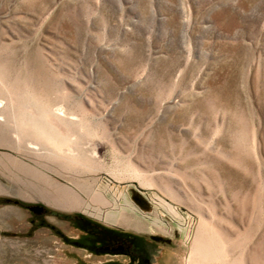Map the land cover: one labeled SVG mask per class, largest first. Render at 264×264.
<instances>
[{
  "label": "rangeland",
  "instance_id": "obj_1",
  "mask_svg": "<svg viewBox=\"0 0 264 264\" xmlns=\"http://www.w3.org/2000/svg\"><path fill=\"white\" fill-rule=\"evenodd\" d=\"M6 158L91 208L0 169V264L88 261L77 218L154 264H264V0H0Z\"/></svg>",
  "mask_w": 264,
  "mask_h": 264
},
{
  "label": "flooded vegetation",
  "instance_id": "obj_2",
  "mask_svg": "<svg viewBox=\"0 0 264 264\" xmlns=\"http://www.w3.org/2000/svg\"><path fill=\"white\" fill-rule=\"evenodd\" d=\"M37 207L42 210H32ZM27 211L37 217L45 213L41 206H29ZM73 224L80 234L61 239L63 244L68 242L69 247L86 253L88 261L79 256L76 264H154L155 246L144 238L108 231L84 218L74 219Z\"/></svg>",
  "mask_w": 264,
  "mask_h": 264
},
{
  "label": "bare ground",
  "instance_id": "obj_3",
  "mask_svg": "<svg viewBox=\"0 0 264 264\" xmlns=\"http://www.w3.org/2000/svg\"><path fill=\"white\" fill-rule=\"evenodd\" d=\"M32 124L35 125V127H37L39 129L38 131H40V133L43 136H45L46 138H49V139L53 138V134H55V133L52 132L53 134H51V133L45 131V129H47V128L44 129L43 127H41L42 124L40 125L38 123H34L33 120H32ZM50 130L48 129V131H50ZM51 141H52L51 142L52 144L57 145L59 143L57 140H51ZM51 143H50V145H51ZM0 169L6 171L7 176L10 179V182H12L15 186H17L16 187L17 188V190H16L17 195L21 196L22 198H24L26 200H31L32 198L37 197L38 199L45 200L46 202H48L52 205H55V206H60V204H65V206L66 205L72 206L70 208L83 209L87 213L89 212V209L91 208V206L89 204L81 203L79 201L80 198L75 193H73V192H71V191H69V190H67V189H65L59 185L50 183L49 187L46 186L44 183V180L40 176H38L39 178H37V183L40 185L42 182L43 185L48 187L49 197L44 198L42 196H39V193H38V196H36L35 193H34L35 196H28L27 192H32L35 189V186H33V188L32 187L29 188L28 186H26V188L23 186L19 187V185H18L19 180L15 179L14 175H16V174H13V173L21 174V177L24 176L23 178L26 179V181L29 179V176H26L25 175L26 173H24L25 167H24L23 163H21V162L12 160L11 158H6L2 162L0 161ZM31 175L33 176V174H31ZM75 185L77 187L81 188V190H83L81 182L75 183ZM3 192H5V190L0 186V193H3ZM93 215L96 216V214H94V213H93ZM207 248L208 249L205 252L206 256H210V254L213 257H217V258H220L223 256L221 246H219L218 241L213 236L209 238V241L207 243Z\"/></svg>",
  "mask_w": 264,
  "mask_h": 264
},
{
  "label": "water",
  "instance_id": "obj_4",
  "mask_svg": "<svg viewBox=\"0 0 264 264\" xmlns=\"http://www.w3.org/2000/svg\"><path fill=\"white\" fill-rule=\"evenodd\" d=\"M32 210L41 211L42 209L37 207V208H32Z\"/></svg>",
  "mask_w": 264,
  "mask_h": 264
}]
</instances>
